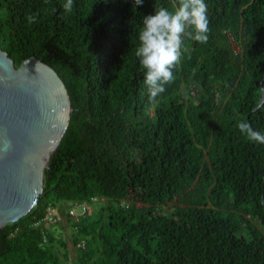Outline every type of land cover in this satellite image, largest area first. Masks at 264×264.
<instances>
[{
  "label": "trees",
  "instance_id": "trees-1",
  "mask_svg": "<svg viewBox=\"0 0 264 264\" xmlns=\"http://www.w3.org/2000/svg\"><path fill=\"white\" fill-rule=\"evenodd\" d=\"M65 2L0 0L1 49L51 66L72 105L43 193L0 229V264H67L48 207L92 198L96 218L61 207L74 264H264V144L237 127L264 133V0H204L209 39H185L154 107L135 51L144 16L173 0Z\"/></svg>",
  "mask_w": 264,
  "mask_h": 264
},
{
  "label": "water",
  "instance_id": "water-1",
  "mask_svg": "<svg viewBox=\"0 0 264 264\" xmlns=\"http://www.w3.org/2000/svg\"><path fill=\"white\" fill-rule=\"evenodd\" d=\"M71 113L66 85L51 66L32 57L16 67L0 47V229L36 205Z\"/></svg>",
  "mask_w": 264,
  "mask_h": 264
},
{
  "label": "clouds",
  "instance_id": "clouds-1",
  "mask_svg": "<svg viewBox=\"0 0 264 264\" xmlns=\"http://www.w3.org/2000/svg\"><path fill=\"white\" fill-rule=\"evenodd\" d=\"M144 0H134L133 9L143 5ZM174 7L154 5V14L143 18L139 32V46L135 55L144 69L149 105L155 106L157 97L165 92V86L173 82V70L181 62L185 39L200 44L209 39L208 9L204 0H173ZM74 0H66L63 8L73 11ZM29 24L37 21V14L27 15ZM264 109V97L255 105V110ZM237 127L250 142L264 144V133L255 130L249 122H240ZM6 148L9 145L5 146Z\"/></svg>",
  "mask_w": 264,
  "mask_h": 264
},
{
  "label": "rangeland",
  "instance_id": "rangeland-1",
  "mask_svg": "<svg viewBox=\"0 0 264 264\" xmlns=\"http://www.w3.org/2000/svg\"><path fill=\"white\" fill-rule=\"evenodd\" d=\"M233 48L238 51V48L236 44H233ZM102 205V202L97 200L96 202H92L89 206V214L87 217L96 218L99 217V209L100 206ZM73 206L72 202H61L57 204V207H65L66 210L68 208H71ZM68 207V208H67ZM56 214V223L53 225V229L58 232L59 236L67 243V250H68V257H67V264H74L75 259L77 256V249L76 246L73 244L72 241V227H71V222L67 218V211L66 212H61V215L58 211V209L55 210ZM61 234V235H60Z\"/></svg>",
  "mask_w": 264,
  "mask_h": 264
},
{
  "label": "built area",
  "instance_id": "built-area-1",
  "mask_svg": "<svg viewBox=\"0 0 264 264\" xmlns=\"http://www.w3.org/2000/svg\"><path fill=\"white\" fill-rule=\"evenodd\" d=\"M98 199L97 198H92L91 201L92 202H96ZM90 202H80V203H75L73 204V206L69 209L68 213L69 216L71 217L72 221L75 223L80 222V220H82L83 218H86L89 214V206H90ZM56 219V214L54 211V208L52 206L48 207L47 210V216L44 218V221L41 220V222H39L38 225H40L43 221L44 222H53Z\"/></svg>",
  "mask_w": 264,
  "mask_h": 264
},
{
  "label": "crops",
  "instance_id": "crops-1",
  "mask_svg": "<svg viewBox=\"0 0 264 264\" xmlns=\"http://www.w3.org/2000/svg\"><path fill=\"white\" fill-rule=\"evenodd\" d=\"M57 209H58V211H59V213H60V215H61L62 208L60 207V208H57Z\"/></svg>",
  "mask_w": 264,
  "mask_h": 264
}]
</instances>
